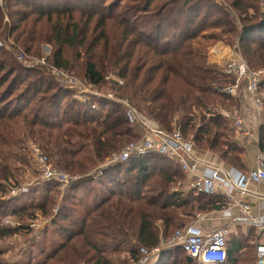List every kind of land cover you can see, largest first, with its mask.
Returning a JSON list of instances; mask_svg holds the SVG:
<instances>
[{"label":"trees","instance_id":"1","mask_svg":"<svg viewBox=\"0 0 264 264\" xmlns=\"http://www.w3.org/2000/svg\"><path fill=\"white\" fill-rule=\"evenodd\" d=\"M127 1L117 12L118 6L106 5V0H56L53 9L40 0H4L0 29L6 30L2 20L8 15L10 34L27 41V52L38 41H53L50 63L71 73L65 47L84 46V52L79 51L83 82L128 99L165 131L179 127L184 136H193L195 146L204 143L207 149H217L227 165L240 168L239 155L233 154L239 148L225 132L228 120L213 109L234 107L242 98L219 90L233 78L208 62L207 52L219 38L228 44L238 41L248 65L264 69L263 1ZM72 2L92 6L83 7L76 21L73 14L79 10ZM43 18L51 24L49 40L35 28ZM6 48L0 46V264H135L140 247L151 250L195 221L183 217L194 219L197 212L211 214L225 207L220 194L209 196L191 188L186 196L182 189H174L184 175L166 157L150 154L111 163L114 154L138 138L121 104L104 96L79 99L73 88L48 73L21 68ZM106 75L122 84L105 80ZM29 140L40 146L53 166L77 178L59 203L52 181H42L35 190L39 196L27 202L20 196L5 198L10 190L21 189V174L30 168L31 156L24 146ZM259 147L264 150V124ZM37 215L50 217L49 231L30 240L32 250L22 251V262L7 261L1 244L19 235L28 237L27 222ZM5 217L16 219L18 226H6ZM248 239L252 241V236ZM231 243L223 264H241L243 246L240 241ZM33 249L42 258L34 261ZM170 258L173 264L197 263L188 261L176 246L162 252L155 264H168ZM247 260L255 264L252 255Z\"/></svg>","mask_w":264,"mask_h":264},{"label":"built area","instance_id":"2","mask_svg":"<svg viewBox=\"0 0 264 264\" xmlns=\"http://www.w3.org/2000/svg\"><path fill=\"white\" fill-rule=\"evenodd\" d=\"M0 7H4V0H0ZM21 54H18L20 60L23 59ZM46 66L49 74L59 84L71 87L76 91L77 98L85 99L92 95L104 96L121 104L127 122L136 127L138 138L128 142L118 153L114 154L109 160L111 163L124 162L130 158L150 154L166 157L180 166L183 175L191 182V188L195 192L209 196L220 194L226 202L225 207L221 210L222 217L228 220L225 224L206 233L196 226L197 219L185 227L175 230L168 239L160 241L158 246L151 250L140 247V257L135 264H151L152 259L160 253L161 249L176 246H179L186 256L192 257L198 264H223L226 258L227 237L233 225L238 224H244L256 230L257 238L252 246L253 256L255 264H264V194L258 189L250 192L248 187L249 183H254L257 186L264 185V150L260 149L258 140L251 168L246 171H240L234 167L222 168L195 156L196 146L193 136H184L179 127L167 132L139 111L128 99L115 98L111 93L102 95L101 90L97 87L81 82L70 72L52 64ZM221 67L224 73L232 76L233 82L219 90L234 97L243 85L257 116L258 127L264 124V88H262L264 69H252L237 46L233 48ZM105 80H115L119 85L122 84L121 80L111 75H106ZM81 87L83 89H77ZM218 113L228 120L234 129L241 130L244 135H252L236 111L228 109ZM31 149L40 179L54 181L61 187H68L72 177L53 166L49 157L39 147L32 145ZM20 190L26 191V188L22 187ZM20 190H10V194L15 195ZM250 193L256 197L261 214H251L247 203L243 202V198ZM234 206L240 207L241 214L236 216L232 214ZM3 223L9 227L18 226V222L10 218H5ZM38 224L31 221L27 227L33 229L38 227Z\"/></svg>","mask_w":264,"mask_h":264},{"label":"rangeland","instance_id":"3","mask_svg":"<svg viewBox=\"0 0 264 264\" xmlns=\"http://www.w3.org/2000/svg\"><path fill=\"white\" fill-rule=\"evenodd\" d=\"M40 2L43 3L45 6L49 5L50 7H52V9L55 8L56 0H40ZM91 2H93V1H91ZM105 4L106 5H108V4L117 5L118 6L117 12H118V10L122 6L128 4V1L127 0H106ZM262 4L264 5V1L262 2ZM72 5H74L72 7H75V8H77L79 10V11H76L73 14L74 15L73 18L76 21L80 20V18H81L80 17L81 15L79 14V13H81L80 11L84 12L83 7L85 9H89L92 6V5H90V7L89 6L86 7L85 5H81L80 3L73 4V2H72ZM59 6L62 7V8H65L64 5L63 6L59 5ZM94 8L102 9L100 6H97V5H95ZM33 18H34L33 16L30 17V20L33 19ZM63 22H65V21H63ZM2 24L5 25L6 30L4 29V31H2V29H0V33H1L0 42L2 43V47H5V48L7 47L6 48V52L9 55L12 56L13 62L16 63L17 65L21 66V68H32V69L38 70L40 72H44V73H48L49 74L46 65H48V64L51 65V63L49 61V57H50L51 53L53 52V50L56 48L55 47L56 46L55 43L53 41H49V44H47L46 42H40L39 43V41H38L32 46L31 51L27 52L26 51L27 47H25V43H27V41L26 40L23 41L22 37H20V39L15 40L14 38H16V36L14 34H13V36L10 34L9 28L12 25V19H10V17L8 15H4L3 16ZM50 26H51V24L46 22L44 18L42 20H40L37 24H35V28L38 31L40 29H42V31H43L42 33L44 34L43 35L44 38H46L48 40L50 38V32H49V27ZM82 26H83V24L81 23V27ZM91 26L92 25L88 26L87 33H89V30H90ZM212 32H216L215 34H218L219 30H212V31L209 30L208 31V33H212ZM87 35H89V34H87ZM226 38H228V37H226ZM22 41L24 43H22ZM208 42H210V41H208ZM210 45L211 46H209L208 52H210V54H212L214 56H216V55L219 56L223 60L225 58V54L227 53L226 51H228L229 48H232L233 46H235V47L237 46L238 47V41H236V43L234 42V44H228V43H226L224 41L223 38H219V40H217V41H212L210 43ZM238 49H239V47H238ZM84 50H85L84 46L81 45L80 47L79 46H74L72 48L71 47H65V51H64L65 52V56L69 60L70 65H71L72 73L71 72L70 73L73 74L74 77L76 79H79L81 82H83V81H82L80 76L82 75L83 68H84V62H83L81 53H83ZM79 51L81 53H79ZM208 52H207V54H208ZM18 54H21L23 59L20 60L18 58ZM224 62H225V60H224ZM224 62H222V64H224ZM258 69H262V68H258ZM25 72L28 75V71H25ZM51 77L53 78V76H51ZM77 89L81 90L83 88L81 87V88H77ZM74 93H76V91ZM102 93L103 94H107V95L109 93L112 94V92H110L109 90H107V91L104 90V91H102ZM235 105L236 106L231 107V108H219V107H217V108H214L213 110H214L215 113H218L221 110H228V109H232V110L236 111L235 109H236L237 105H239V102L237 101ZM200 112L201 111H198V112L195 113V115H196L195 122L196 123L200 122V119H199V116H201ZM263 118H264V111H263ZM228 123H229V126L227 127V130L225 131L226 134H227V137H228V139L231 142H233L235 144V146H237V148H239L237 153L236 152H234V153L232 152V153L233 154H238L239 155V161L242 164H246V166H249L252 158L255 156V153L257 151V140L255 139L253 141V143H249V144L244 143L243 142L244 139L242 138L241 130H237V133H235L234 132L235 129L233 127L231 129L230 122H228ZM132 126L134 127L135 132H137L136 127L134 125H132ZM32 145H34L35 147H39L40 148V146L36 142L30 141V140L25 142L24 146L26 147L27 151L29 152V155L31 156V160H30V168L25 170V172L23 174H21V181H22V185L21 186L25 187L26 191L29 188H32L33 191L30 194L27 193L29 195H27V194L23 195L26 191H22V190H20L19 192H16L15 195H11L10 193L9 194L6 193V197L5 198H8V196H15V198H17V197L20 196L22 201L25 200L27 202V201H29L28 199H30L31 197H35L36 198L37 196H39L38 192H35V190L40 187V185L42 183V180L40 179L39 171L37 170L38 169L37 163H36L35 157H34V155L32 153V149H31ZM196 150L200 151V152H202V151L208 152L210 154V156H212L211 157L212 159H217V160H219V161H221L222 163H225V164L228 163L225 158L220 156V151H218L217 149H207V147H206V145L204 143H196ZM41 151L43 152L42 149H41ZM96 173H97V171H96ZM71 175L69 173V176L72 177L71 181H73L74 179H77L74 175L73 176H71ZM99 175H100V173H97L96 176H99ZM178 180H180V181L174 187L182 189L184 194L187 196V194H189L191 192L190 191L191 182L188 179L184 178V176H183V178L181 176H179ZM52 182H54V181H52ZM56 184H57L56 188L59 191V193H58V195L56 197V201L59 203L61 198L65 197L69 190H68V187H61L58 183H56ZM89 186H91V185H89ZM40 191H41V189H40ZM200 214H207L208 215V213H199L198 214V212H197L194 219H193V217L192 218L183 217V219H186L187 221L189 220L188 222H191L192 220L194 221L197 218L196 216L200 215ZM5 218H10L11 220H14V221L18 222L16 219H14L12 217H5ZM31 221H33L35 223L36 222L41 223V222H44V221H48L47 224L45 225V228L43 230L47 229L49 231V229H50L49 228L50 217L49 218H44V217H40L39 215H37V218L34 219V220H31ZM28 223L29 222H27V224ZM27 229L31 230V231H29L31 233H30V235L28 237H22V236L19 235V236H16L14 238L8 239V240L4 241L1 244L3 249L6 251L5 258H6L7 261H9L11 263L15 262V261L22 262L24 260V255L22 254V251L26 250L27 248H29L30 251H31L32 249L30 247V244H31L30 240L32 238H35L36 240H38L40 238V236L42 235V232H43L41 230V227H38V229H35V228L31 229L30 227H26L25 230H27ZM241 229L243 230L244 228H241ZM236 232H237V234L232 235V237H231L232 240H233V238H239L240 237L239 233L242 232V231L241 230H236ZM244 233H246L245 236H247V237L252 236V241H250L252 245H251V248L247 247V245H248L247 242L248 241H246V239H244L243 240V244L241 245V246H243V248L241 249V254L239 255V258H240L241 264H251V261L250 260L248 261L247 258L251 257V255L253 256L252 246H253L256 238H257V234H256L255 230H253V229L250 230L248 228L244 229ZM44 245H45L46 249L49 247L48 243L44 244ZM34 252L36 253L35 255L38 254L36 250H34ZM37 258L40 259V258H42V256L39 257L37 255V257H35L34 261L35 260H39ZM168 260H169L168 264H173L172 263L173 260L171 258L168 259ZM194 264H198V263L194 262Z\"/></svg>","mask_w":264,"mask_h":264},{"label":"crops","instance_id":"4","mask_svg":"<svg viewBox=\"0 0 264 264\" xmlns=\"http://www.w3.org/2000/svg\"><path fill=\"white\" fill-rule=\"evenodd\" d=\"M235 46H233L232 48H229L228 51H226L227 53L225 54V58L222 60V58H220L219 56H214L212 54H210V52H208L207 54V60L208 62L210 63H216L220 66H223L222 62H224V60L231 54V51L233 50ZM239 97H241L242 99L240 100L239 99V105H237L236 107V112L237 114L242 118L243 122H244V126L247 127L252 135H244L243 132H242V138L244 139V143L246 144H249V143H253V141L256 139L259 141L260 139V127H258V124H257V116L255 114V111H254V108H253V105L252 103L250 102V99H249V95L247 93V91L245 90L244 86L242 85L241 88L238 90L237 94ZM235 95V96H236ZM236 106V105H235ZM229 122V121H228ZM231 126V125H230ZM232 129V127H231ZM235 133H237V130L235 129L234 131ZM194 153H195V156L201 158V159H204L205 161L207 162H210V163H213V164H217L218 166L222 167V168H227V167H233V166H229L225 163H222L221 161L217 160V159H212L210 156V154L208 152H205V151H197L196 150V147H195V150H194ZM253 161H254V157L252 158L249 166H246V164H242V166L240 168H236L240 171H246L247 169L251 168L252 164H253ZM247 167V168H246ZM235 168V167H234ZM184 178H186L184 176ZM187 179V178H186ZM249 187V191L250 192H254L256 189L260 190L261 192H263L264 194V185H259L257 186L256 184L254 183H249L248 185ZM243 202L247 203L248 205V208L250 210V213L251 214H261V211H260V208H258V204H257V199L256 197L254 196L253 193H250L249 195H247L246 197L243 198ZM221 210L220 209L219 211H216L214 213H211L210 214H200L197 216V218L195 219V221L197 220V223H196V226L201 229L203 232H210L212 229L221 226L223 224H225L228 220L225 219L224 217H222L221 215ZM232 214L233 215H239L241 214V209L239 206H234L232 208ZM264 216V215H263ZM48 221H44V222H41L39 223L38 227H41V230L43 231V229L45 228V225L47 224ZM38 223V222H37ZM38 227H36L35 229H38ZM248 228L250 230H255L253 227H250V226H246L244 224H238V225H233V227L230 229V233L227 237V243H226V248H227V245L228 247L231 246V241L234 240V242H237V241H240L241 244H243V240L246 239L249 243L250 240L248 239L246 235V233H244V229L242 230L241 228ZM34 229V228H33ZM235 230V231H234ZM236 230H241L242 232L239 233V238H233L232 240V235L234 234H237ZM34 231V230H33ZM256 231V230H255ZM244 233V234H243ZM243 238V239H242ZM174 248V247H173ZM172 247H165L164 249H161L160 253L158 255H156L152 261H151V264H155L157 259H158V256L166 251V250H171Z\"/></svg>","mask_w":264,"mask_h":264},{"label":"water","instance_id":"5","mask_svg":"<svg viewBox=\"0 0 264 264\" xmlns=\"http://www.w3.org/2000/svg\"><path fill=\"white\" fill-rule=\"evenodd\" d=\"M187 260H188V261H192V257L187 256Z\"/></svg>","mask_w":264,"mask_h":264}]
</instances>
